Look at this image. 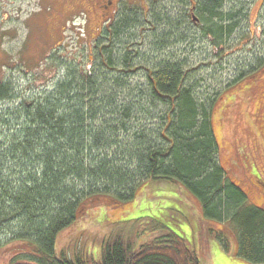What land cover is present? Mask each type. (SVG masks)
<instances>
[{"label":"trees","instance_id":"trees-1","mask_svg":"<svg viewBox=\"0 0 264 264\" xmlns=\"http://www.w3.org/2000/svg\"><path fill=\"white\" fill-rule=\"evenodd\" d=\"M197 2L188 19L198 27L200 40L209 37L223 51L241 24L240 11L234 6L225 11L224 0ZM162 19L154 25L179 31L175 22ZM138 24L123 14L113 28L107 27L108 35L97 39L101 47L95 53L104 69L94 77L68 75L51 92L0 112V236L23 242L28 249L9 264H91L79 256L72 260L62 252L56 255L58 234L77 220L85 199L108 196L130 201L143 180L185 187L206 221L229 225L237 257L264 264V210L249 204L218 160L211 123L218 94L202 99L196 69L183 61L148 60L135 48L126 50L121 36ZM163 35L157 39V51L170 45L171 34ZM176 42L184 44L187 39ZM117 45L121 49L114 56L112 48ZM258 62L251 73L264 64V54ZM134 70L142 73L144 85L131 89L133 97L118 105L117 91H129L125 78ZM15 100L11 85L0 81V101ZM216 232L205 234L228 252L229 236ZM97 264L200 261L183 237L169 231L138 248L130 239L110 237Z\"/></svg>","mask_w":264,"mask_h":264},{"label":"rangeland","instance_id":"rangeland-1","mask_svg":"<svg viewBox=\"0 0 264 264\" xmlns=\"http://www.w3.org/2000/svg\"><path fill=\"white\" fill-rule=\"evenodd\" d=\"M224 1L225 11L231 6L240 11L241 24L220 51L209 37L200 40L198 27L188 19L197 0H128L126 12H108L106 20L101 18L103 12H69L52 0H0V81L11 85L16 99L0 101V112L51 92L68 75L94 77L104 69L95 53L101 47L97 39L108 35L107 27L113 28L121 15L127 14L139 24L121 36L129 47L126 50L135 48L140 58L148 60L183 61L196 69L202 99L218 94L211 123L219 163L227 178L246 194L249 204L264 210V64L251 73L264 54V0ZM140 7L142 12H134ZM159 17L175 22L179 31L173 26H155ZM163 34H171L170 45L157 51V39ZM179 39L187 42L177 43ZM112 49L117 56L121 47ZM240 73L245 75L236 80ZM125 83L129 91H117L118 105L127 104L132 90L143 87L142 73L134 70ZM119 137L122 140L123 134ZM209 230L229 236L228 252L213 236L206 235ZM169 231L188 242L200 264H251L237 257L229 225L206 221L197 199L185 187L153 180L140 181L130 201L108 196L85 199L77 220L58 234L55 253L97 264L110 237L130 239L138 248ZM201 241L206 242L205 249ZM24 251L28 249L23 242L0 236V264H9Z\"/></svg>","mask_w":264,"mask_h":264},{"label":"flooded vegetation","instance_id":"flooded-vegetation-1","mask_svg":"<svg viewBox=\"0 0 264 264\" xmlns=\"http://www.w3.org/2000/svg\"><path fill=\"white\" fill-rule=\"evenodd\" d=\"M52 1L55 2L56 4H59V6H65L69 12H103V15H101V18L103 19H105L108 16L109 14L108 12H126L127 4H128L127 3L128 0H52ZM52 7H48V9H50L51 12L53 10ZM134 12H142V7H140L138 10H135Z\"/></svg>","mask_w":264,"mask_h":264}]
</instances>
